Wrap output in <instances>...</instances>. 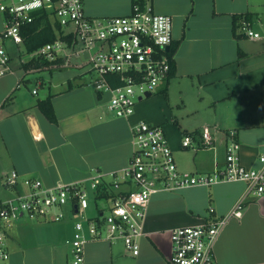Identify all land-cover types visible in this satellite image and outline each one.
<instances>
[{"label": "crops", "instance_id": "0c3cea01", "mask_svg": "<svg viewBox=\"0 0 264 264\" xmlns=\"http://www.w3.org/2000/svg\"><path fill=\"white\" fill-rule=\"evenodd\" d=\"M131 1L126 0L125 7L114 13L94 0H83V4L87 15L102 17L128 14ZM147 4L171 16L172 41H179L173 75L159 92L165 99L171 93L177 95L175 107L186 118L173 117V123L190 128L183 137L192 135L193 145L182 147L179 132L166 128L160 118H148L163 130L177 169L195 175L221 169L230 141L228 130L235 131L242 165L256 167L258 154L264 151V107L252 104L262 98L256 79L264 77V0H147ZM246 13H251V27L261 39L233 36V16ZM9 55L10 71L0 77V201L27 193L24 177L40 180L46 187L77 183L89 197L84 210L54 209L63 212L60 221L26 216L14 221L6 230L9 259L5 264H67V242L74 224L107 212L116 193L114 175L127 165L131 154V126L146 116L136 104L130 116H115L108 108L107 95L93 89L95 78H86L78 70L82 62L72 64L73 71H49L45 81L37 80L38 88L29 92L27 73L32 69H23L20 61L14 64ZM241 93L248 103L241 102L237 110L232 100ZM48 96L55 121L36 106L37 99ZM204 127L213 134L211 147L198 146ZM11 171L20 178L15 186H5L2 179ZM97 175L101 185L92 189L90 179ZM237 202L241 216L231 217L221 229L214 244L215 259L218 264H264V193H247L246 183L239 180L157 188L146 205L138 254L127 251L120 239L108 240L103 227L101 237L85 243L83 264H170L172 229L201 224L209 210V217L223 216ZM83 226L88 236L87 222Z\"/></svg>", "mask_w": 264, "mask_h": 264}, {"label": "built area", "instance_id": "2783aa9c", "mask_svg": "<svg viewBox=\"0 0 264 264\" xmlns=\"http://www.w3.org/2000/svg\"><path fill=\"white\" fill-rule=\"evenodd\" d=\"M43 13L57 23L63 38L22 53L19 61L47 59L56 61L52 66L64 67L72 65L71 57L85 53V64L97 74L93 89L107 95L108 108L115 116H130L138 97L144 98L147 92L152 94L168 78L170 61L174 59V53L167 55L173 40L170 15L157 13L146 3L144 8L134 5L128 14L92 17L86 14L83 0H0V77L10 71L7 41L18 48L23 46L22 28ZM239 32L248 39L263 37L244 19ZM108 75H114L116 83L110 82ZM131 135L129 161L114 175L112 188L116 193L110 198L109 208L105 214L102 212L100 219L83 218L74 224L72 238L67 242L71 257L67 264L84 263L85 243L89 238L101 237L103 227L108 240L120 239L127 251L137 255L146 205L157 188L239 180L246 183L247 193H264V151L258 154L256 167L242 165L234 130L226 131L230 141L226 145L223 167L212 174L200 175L177 169L160 127L139 121L131 126ZM200 139L198 146L202 148L214 143L213 134L206 127L201 130ZM193 141V136L187 134L181 145L190 147ZM99 177H91L90 188L101 185ZM19 178L17 172L11 171L2 182L5 186H15ZM22 183L29 187L27 193L0 201V264L9 259L6 230L14 221L23 216L60 221L63 212L54 209L64 206L74 209L75 206L77 210H84L88 206V192L77 183L46 187L30 177L22 178ZM122 185L127 189H120ZM210 212L201 224L171 230L170 264H218L215 241L231 217L241 216V203L237 202L229 213L220 217H209ZM84 222H87L88 236L84 233Z\"/></svg>", "mask_w": 264, "mask_h": 264}, {"label": "rangeland", "instance_id": "374dc122", "mask_svg": "<svg viewBox=\"0 0 264 264\" xmlns=\"http://www.w3.org/2000/svg\"><path fill=\"white\" fill-rule=\"evenodd\" d=\"M98 6L100 8L103 9H109L111 10V12L114 13V11H120L122 9V7H125V2L126 0H94ZM128 7V4H127ZM125 9V8H123ZM1 19V17H0ZM6 49L7 51L11 54L12 59L14 64H17L19 62V56H21L22 53H24L23 50V46H20V48H18L16 45H14V43L12 41H7L6 43ZM87 59V55L84 53L82 55H80L79 57H71L70 58V64H80L81 62L84 64L81 68H79L78 70L82 71V73L85 75L86 78H96L97 74L93 71L90 70V66L88 64H85ZM72 66V65H70ZM70 66H64L62 67V69H41V70H31L27 73V78L29 79L28 82V89L30 92V89L35 88L37 89L38 87L35 86L37 80H44L45 78L49 76V71H51L52 73H58V72H64V71H73L76 68L74 67H70ZM73 68V69H71ZM256 83H257V87H256V91L257 93L262 95V98L259 97V100H257V103H253V105H255L257 108H263L264 107V92H263V88H264V77H260L256 79ZM163 86V84L161 83L156 89L153 90L151 96L149 97H144L141 100H137L136 101V107H142V115L144 114L143 117L141 116L140 119L144 120V122L151 124L152 122L148 119L150 117L153 118H160L162 120L165 121V126L166 128L168 127L170 130L179 132V140L182 139L183 135L185 132H191L190 128H186L184 129L183 126H175V124L173 123V117H176L178 120L185 119L186 116L183 114V112L181 111V109L179 107H175V101H177L178 97L176 94H170V97L168 99L164 98V95L159 92V88H161ZM34 97H36V95H33ZM241 93L240 95V103H239V98L235 101L232 100V104L233 102L235 103V109L238 110V108L240 107V104L242 102L241 105L247 104L248 100L246 99V96ZM231 101L226 102V104H230ZM229 109L226 110V112ZM152 125V124H151ZM90 204H92V206H94V201H90ZM98 205L102 206L105 205L104 201H98L97 203ZM105 208V207H104ZM70 254L68 255V259L69 260Z\"/></svg>", "mask_w": 264, "mask_h": 264}, {"label": "trees", "instance_id": "16d2710c", "mask_svg": "<svg viewBox=\"0 0 264 264\" xmlns=\"http://www.w3.org/2000/svg\"><path fill=\"white\" fill-rule=\"evenodd\" d=\"M147 0H132L131 10L134 5H138L140 8H144ZM251 21V13H246L242 16H233L232 20V32L233 36L237 39L244 37L242 33H239V27L241 20ZM21 35L23 37V50L24 52H31L37 48L43 46L46 43L54 42L57 38H63L61 32L58 29V25L55 21L50 18L47 14H41L37 16L32 23L25 25L22 28ZM179 41H171L169 51L167 55L170 57L176 48L178 47ZM56 61H50L47 59H31L24 60L21 62L23 69L41 70V69H52L60 68V66H52ZM171 69L168 78L165 82L173 75L174 72V61H170ZM114 75L106 76L112 83L115 82ZM36 106L38 109L50 120L55 121L53 108L50 102V96L44 99H37Z\"/></svg>", "mask_w": 264, "mask_h": 264}, {"label": "water", "instance_id": "95a60500", "mask_svg": "<svg viewBox=\"0 0 264 264\" xmlns=\"http://www.w3.org/2000/svg\"><path fill=\"white\" fill-rule=\"evenodd\" d=\"M149 96H151V93H150V92L145 93V97H149ZM140 99H141V98L138 97V100H140ZM74 210H76L75 206H74Z\"/></svg>", "mask_w": 264, "mask_h": 264}]
</instances>
